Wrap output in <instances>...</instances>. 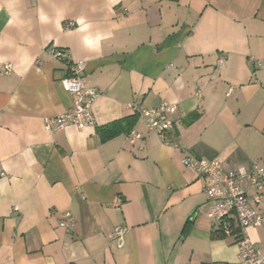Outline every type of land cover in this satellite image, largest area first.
<instances>
[{
    "label": "crops",
    "instance_id": "crops-1",
    "mask_svg": "<svg viewBox=\"0 0 264 264\" xmlns=\"http://www.w3.org/2000/svg\"><path fill=\"white\" fill-rule=\"evenodd\" d=\"M52 47L85 63L101 93L95 127L45 130L75 103ZM254 59L264 61V0H0V264H241L234 240L213 237L206 180L181 160L187 151L227 172L264 168ZM162 102L179 108L169 135L179 148L130 108ZM247 235L264 252V228Z\"/></svg>",
    "mask_w": 264,
    "mask_h": 264
},
{
    "label": "built area",
    "instance_id": "built-area-1",
    "mask_svg": "<svg viewBox=\"0 0 264 264\" xmlns=\"http://www.w3.org/2000/svg\"><path fill=\"white\" fill-rule=\"evenodd\" d=\"M67 28H74V24L70 23ZM50 55L54 60L68 65L70 74L63 78L61 83L65 91L75 96V103L73 108L65 114L46 118L45 130L58 133L70 126L81 130L95 127L97 120L94 105L101 93L97 88L87 85L83 76L85 63L68 62L64 51L54 47L50 48ZM225 61V57L222 56L218 64L219 70L222 69ZM253 62L257 66H264V61L254 59ZM13 70V64H4V75L12 74ZM232 91L233 87L229 89V93ZM130 108L144 121L149 132L157 135L165 145L179 148L177 143L169 139L170 132L174 128L172 116L179 111L177 105L162 102L157 107L149 108L133 103ZM141 138V134L134 133L130 141L134 143ZM181 163L207 182L205 192L211 202L209 217L214 226V233H220L226 239L234 240L240 250L241 264H264V252L247 235L249 228H264V213L259 210V205L264 200V168L256 162L250 173L244 169L227 172L219 161H209L187 151ZM246 181L253 190L252 195L246 192L244 187ZM75 225L73 214L70 211L65 212L60 221V227L70 233ZM126 232L125 226H117L111 234L113 242L119 247L123 244Z\"/></svg>",
    "mask_w": 264,
    "mask_h": 264
},
{
    "label": "trees",
    "instance_id": "trees-1",
    "mask_svg": "<svg viewBox=\"0 0 264 264\" xmlns=\"http://www.w3.org/2000/svg\"><path fill=\"white\" fill-rule=\"evenodd\" d=\"M114 135H115V132H111L110 131L108 134L107 133L105 134L104 138L105 139H110V138L114 137ZM213 237L214 238H222V239H225V237L222 234H220V233H214Z\"/></svg>",
    "mask_w": 264,
    "mask_h": 264
},
{
    "label": "clouds",
    "instance_id": "clouds-1",
    "mask_svg": "<svg viewBox=\"0 0 264 264\" xmlns=\"http://www.w3.org/2000/svg\"><path fill=\"white\" fill-rule=\"evenodd\" d=\"M101 39V37H96L95 39H86V44H87V46H89V47H95L96 46V41H98V40H100Z\"/></svg>",
    "mask_w": 264,
    "mask_h": 264
}]
</instances>
